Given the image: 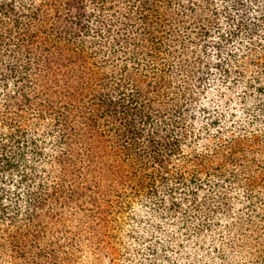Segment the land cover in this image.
<instances>
[{
    "label": "trees",
    "instance_id": "trees-1",
    "mask_svg": "<svg viewBox=\"0 0 264 264\" xmlns=\"http://www.w3.org/2000/svg\"><path fill=\"white\" fill-rule=\"evenodd\" d=\"M0 264H264V0H0Z\"/></svg>",
    "mask_w": 264,
    "mask_h": 264
},
{
    "label": "rangeland",
    "instance_id": "rangeland-1",
    "mask_svg": "<svg viewBox=\"0 0 264 264\" xmlns=\"http://www.w3.org/2000/svg\"><path fill=\"white\" fill-rule=\"evenodd\" d=\"M127 227V226H126Z\"/></svg>",
    "mask_w": 264,
    "mask_h": 264
}]
</instances>
